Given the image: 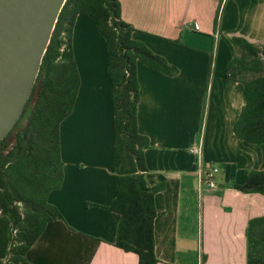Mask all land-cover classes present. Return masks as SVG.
<instances>
[{"label":"crops","instance_id":"0c3cea01","mask_svg":"<svg viewBox=\"0 0 264 264\" xmlns=\"http://www.w3.org/2000/svg\"><path fill=\"white\" fill-rule=\"evenodd\" d=\"M119 1L133 39L180 70L169 77L138 63V128L150 139L146 181L165 185L155 198L156 256L160 264H246L249 221L264 216V196L235 185L250 171H264V144L236 137L246 90L226 75L233 37L264 46V0ZM72 48L81 86L61 125L64 182L48 197L63 220L48 224L27 260L139 264L137 255L115 246L121 218L106 210L117 195L115 116L106 42L94 19L77 18ZM195 148L201 153L193 154ZM211 165L220 169L216 191L201 184V172ZM193 237L204 263L188 254Z\"/></svg>","mask_w":264,"mask_h":264},{"label":"trees","instance_id":"16d2710c","mask_svg":"<svg viewBox=\"0 0 264 264\" xmlns=\"http://www.w3.org/2000/svg\"><path fill=\"white\" fill-rule=\"evenodd\" d=\"M79 16L96 21L108 52L117 195L106 210L121 218L115 246L137 255L139 264H160L156 256L155 198L165 185L150 187L146 181L145 152L150 139L138 128V63L169 77H176L180 70L133 39L135 29L123 21L119 0H67L24 112L0 143V264H31L27 260L29 250L50 222L63 220L48 197L64 182L61 125L73 113L81 86L72 48ZM232 43L235 56L227 66L226 78L243 84L246 90V104L234 133L241 141L263 145L264 46L237 36ZM212 68L213 57L209 80ZM235 189L264 196V171H250L246 182L235 185ZM247 243L246 264H264V216L249 221Z\"/></svg>","mask_w":264,"mask_h":264},{"label":"water","instance_id":"95a60500","mask_svg":"<svg viewBox=\"0 0 264 264\" xmlns=\"http://www.w3.org/2000/svg\"><path fill=\"white\" fill-rule=\"evenodd\" d=\"M67 0H0V143L19 122Z\"/></svg>","mask_w":264,"mask_h":264},{"label":"built area","instance_id":"2783aa9c","mask_svg":"<svg viewBox=\"0 0 264 264\" xmlns=\"http://www.w3.org/2000/svg\"><path fill=\"white\" fill-rule=\"evenodd\" d=\"M194 29L199 30V26L195 25ZM192 153L195 155H198L201 152H200V149L195 148L192 150ZM219 174H220V169L215 165H211V166L205 168L201 172V184L210 191L218 190L217 180H218Z\"/></svg>","mask_w":264,"mask_h":264},{"label":"rangeland","instance_id":"374dc122","mask_svg":"<svg viewBox=\"0 0 264 264\" xmlns=\"http://www.w3.org/2000/svg\"><path fill=\"white\" fill-rule=\"evenodd\" d=\"M198 248H199V241L198 239H196V237H193L191 239V250H189L190 252H188V254L192 257V262L194 263H204L205 262V259L204 261H202L203 259V256L200 254L198 255ZM205 256V255H204ZM201 260V262H200Z\"/></svg>","mask_w":264,"mask_h":264}]
</instances>
